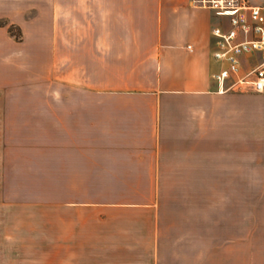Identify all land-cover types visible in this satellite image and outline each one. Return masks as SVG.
Masks as SVG:
<instances>
[{"label":"crops","instance_id":"crops-1","mask_svg":"<svg viewBox=\"0 0 264 264\" xmlns=\"http://www.w3.org/2000/svg\"><path fill=\"white\" fill-rule=\"evenodd\" d=\"M218 17L191 0H0V77L67 94L35 109L67 122L69 171L105 175L89 181L95 188L264 189V92L256 106L247 91L220 89ZM262 56L245 55L242 70ZM253 140L258 165H237L236 143ZM126 199L52 213L51 262L40 264H264V224L253 257L249 232L237 238L230 225L221 236L203 200L172 214L157 199Z\"/></svg>","mask_w":264,"mask_h":264},{"label":"rangeland","instance_id":"rangeland-1","mask_svg":"<svg viewBox=\"0 0 264 264\" xmlns=\"http://www.w3.org/2000/svg\"><path fill=\"white\" fill-rule=\"evenodd\" d=\"M218 18L223 19L222 15ZM12 30L14 36H21L17 26L13 25ZM262 59L263 56L253 60L251 66ZM240 72L245 71L241 68ZM247 93L252 96L253 105H259L262 93ZM60 101H67V94L53 96L50 82L0 77V104L9 107L0 109V264L50 263L51 214L62 213L67 203L127 200L130 196L145 202L157 199L163 212L172 214L187 212L185 206L194 199L203 200L204 214L213 210L212 213L220 215L221 236H226L228 227L235 225L237 238L243 237L244 231L249 232L253 257L258 253L254 244L264 224L260 221L264 215V189L95 188L100 184L89 181L105 175L93 174L87 181L84 175L69 171L75 143L67 141V122L53 121L50 106L35 109L38 103L50 105ZM253 113L257 114V110ZM259 152L260 144L256 140L237 142V165L248 161L257 166ZM231 215L235 222L227 221Z\"/></svg>","mask_w":264,"mask_h":264},{"label":"built area","instance_id":"built-area-1","mask_svg":"<svg viewBox=\"0 0 264 264\" xmlns=\"http://www.w3.org/2000/svg\"><path fill=\"white\" fill-rule=\"evenodd\" d=\"M191 3L215 11L226 23L212 28L216 42L213 57L220 63L213 77L220 89L235 86L243 91L264 92V0H191ZM256 52H261L263 59L241 73L243 56ZM229 79L232 83L225 87Z\"/></svg>","mask_w":264,"mask_h":264},{"label":"trees","instance_id":"trees-1","mask_svg":"<svg viewBox=\"0 0 264 264\" xmlns=\"http://www.w3.org/2000/svg\"><path fill=\"white\" fill-rule=\"evenodd\" d=\"M1 24V23H0ZM12 28H13V25L11 24L10 26H9V31H10V33L12 34V35H15V34H13V30H12ZM16 38H20V36H15Z\"/></svg>","mask_w":264,"mask_h":264}]
</instances>
